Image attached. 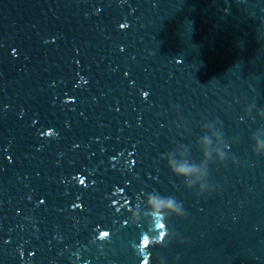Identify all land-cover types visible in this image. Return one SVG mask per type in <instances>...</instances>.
<instances>
[{"label": "water", "instance_id": "95a60500", "mask_svg": "<svg viewBox=\"0 0 264 264\" xmlns=\"http://www.w3.org/2000/svg\"><path fill=\"white\" fill-rule=\"evenodd\" d=\"M0 264H264V0H0Z\"/></svg>", "mask_w": 264, "mask_h": 264}, {"label": "clouds", "instance_id": "9594fccd", "mask_svg": "<svg viewBox=\"0 0 264 264\" xmlns=\"http://www.w3.org/2000/svg\"><path fill=\"white\" fill-rule=\"evenodd\" d=\"M129 25L127 24V23H121L120 25H119V28L121 29V30H123V29H125V28H127ZM122 50V49H121ZM147 95H148V93L147 92H144V93H142V96H144V97H147ZM51 129H47L46 131H50ZM46 131H44L43 133H41V135L43 136V137H45V132ZM49 138H51L50 136H49ZM191 171V169H189V168H186V167H183V166H181V167H178L177 169H176V172L177 173H179V174H184V173H188V172H190ZM79 175H77L76 177H78ZM41 203H43V201H41ZM72 208H74V209H81L82 208V205L81 204H79L78 203V208L77 207H73V205L71 206ZM106 235L108 234V233H110V231L109 230H102ZM99 234L97 233V236H98ZM103 242V241H102ZM34 255V254H33ZM141 261V260H140Z\"/></svg>", "mask_w": 264, "mask_h": 264}]
</instances>
